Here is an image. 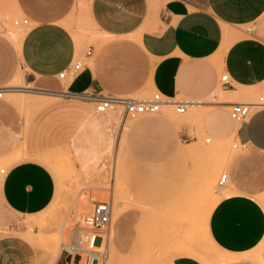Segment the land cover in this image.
Here are the masks:
<instances>
[{
  "label": "crops",
  "instance_id": "crops-1",
  "mask_svg": "<svg viewBox=\"0 0 264 264\" xmlns=\"http://www.w3.org/2000/svg\"><path fill=\"white\" fill-rule=\"evenodd\" d=\"M75 1L0 0V8L31 21L18 42L9 38L25 74H18L8 55L13 47L3 38L0 74L42 92L88 90L136 98L156 91L168 98L200 102L189 122L174 120L175 125L195 124L207 138L233 137L239 144L227 172L230 194L211 212L210 235L228 251L223 258L226 264H264V205L258 200L264 196V110L240 124L230 117L232 104L264 82V41L241 38L237 28L259 23L264 0H88L89 20L102 39L97 48L88 47L92 56L85 59L82 74L64 85L59 75L77 59V40L67 28ZM224 73L232 87H221ZM218 88L225 92L224 99L208 102ZM91 111L99 114L81 105H50L35 129L27 131L18 108L0 99V164L12 163L0 173V264H42L38 250L11 230H16L20 219L38 216L50 207L55 179L40 158L69 141L66 126L71 121L79 147L82 123L84 130L95 134L93 122L100 120ZM171 112L166 108L134 120L126 130L131 143L144 142L151 147L145 152H170L164 149L168 143L161 135L176 133L165 117ZM123 218L124 213L115 224L118 249L115 239ZM179 257L172 264H200L196 258Z\"/></svg>",
  "mask_w": 264,
  "mask_h": 264
},
{
  "label": "rangeland",
  "instance_id": "rangeland-1",
  "mask_svg": "<svg viewBox=\"0 0 264 264\" xmlns=\"http://www.w3.org/2000/svg\"><path fill=\"white\" fill-rule=\"evenodd\" d=\"M88 14V0H76L67 18V28L75 41L76 37L82 39L81 43L77 42V59L83 58L88 47L97 48L102 39ZM23 19L28 18L0 8V38L10 41L9 38L17 30L25 31L28 27L15 25V22ZM29 23L31 24L30 20ZM237 28L241 38H258L264 41V17L258 24ZM248 29L253 32L249 33ZM10 43L13 48L8 55L15 61L18 74L24 75L16 46L11 41ZM5 76L0 74V86H15L18 91L8 95L5 93L2 99L18 108L25 119L27 131L35 129L39 118L48 111L50 105H81L94 110L91 104L65 100L59 95L57 97L36 92L25 94V83L18 84L14 78L10 80L8 75ZM62 82L64 85L67 83ZM219 90L220 88L216 95ZM154 93L156 91L135 97L147 99ZM262 95L264 82L241 102L254 103ZM35 96L49 101L48 106L36 107L24 102ZM208 102L216 101L209 99ZM92 113L100 120L92 125L97 131L91 135L84 130L86 123H82L78 127V130L82 129L83 136L80 147L73 137L75 127L71 121L66 126L69 135L71 134L69 141L51 149L40 158L55 179L54 200L42 214L20 219L16 230H11V233L26 238L38 250L42 264H67L69 257L65 249L75 241L76 230L84 225L85 217L92 210V207L82 206V197H86L89 202L91 196L110 201L113 196L111 191L101 193L96 187H114L115 192L118 190L125 209L121 232L115 239L122 256L121 264H172L173 260L181 258L179 256L196 258L194 260L200 264H217L222 260L228 251L221 249L213 241L209 231V218L216 204L230 194L227 191L228 185L220 189L218 181L228 172L230 162L239 150L234 148L237 144L235 139L231 137L225 141L208 143V135L202 133L195 124L180 127L175 125L176 120L180 124L189 122V117L198 113L196 107L191 108L186 115H178L172 108L171 115L165 117L176 128V133L168 131L161 135L168 143L164 149L170 152H145L151 147L141 141L137 145L132 144L126 132L133 120H127L123 125L119 112L105 115L94 111ZM185 117L188 118L183 119ZM114 128L116 130L113 131ZM10 164L11 161L0 164V170H7ZM258 200L264 205V196L258 197ZM6 232L8 230L1 233ZM207 235L209 238H206ZM57 250H61L58 256L55 255ZM108 252L110 253L109 242ZM83 257L81 264L85 263L86 255Z\"/></svg>",
  "mask_w": 264,
  "mask_h": 264
},
{
  "label": "built area",
  "instance_id": "built-area-1",
  "mask_svg": "<svg viewBox=\"0 0 264 264\" xmlns=\"http://www.w3.org/2000/svg\"><path fill=\"white\" fill-rule=\"evenodd\" d=\"M15 25L29 26V20L15 22ZM252 33V29H248ZM92 56V49L84 53L83 58L75 59L59 75V79L70 83L77 79L86 69L85 59ZM221 87H232L231 78L224 73L220 79ZM5 89L0 88V99L5 95ZM51 95H59L64 99H71L89 103L93 105L96 112L105 115L110 112L120 113L122 124L127 120H136L143 115H153L160 113L164 108L170 106L174 108L179 115L186 114L190 107V102L180 98H168L160 92L154 93L150 98L139 99L134 97H116L105 96L100 93L90 92L88 90L80 93H73L68 90L62 91H44ZM215 95V93H213ZM264 110V95L260 96L254 103L239 102L233 103L230 109V117L236 123L247 121L255 112ZM114 130V129H113ZM239 144L234 146L237 149ZM0 173H5L1 169ZM229 183L227 173L223 174L219 181L220 189L226 187ZM92 210L85 217L84 225L76 230V239L70 248L65 249L68 253L69 260L67 264H81L86 255L84 264H106L109 257L107 231L112 223V203L110 201L99 200L97 196H91Z\"/></svg>",
  "mask_w": 264,
  "mask_h": 264
},
{
  "label": "bare ground",
  "instance_id": "bare-ground-1",
  "mask_svg": "<svg viewBox=\"0 0 264 264\" xmlns=\"http://www.w3.org/2000/svg\"><path fill=\"white\" fill-rule=\"evenodd\" d=\"M3 24H4V22H3ZM8 25V24H7ZM27 27H29V26H27ZM24 33H25V31H23V30H17V32H15V33H13L12 34V36L10 37V39L12 38L13 40H15V41H19L20 39H21V37L24 35ZM11 39V40H12ZM23 39V38H22ZM76 40H77V42L79 43H81V40L82 39H78L77 37H76ZM20 46V45H19ZM21 78V77H20ZM19 82H21V81H19ZM3 88H6V87H3ZM34 88V87H33ZM31 86H29V87H26V89H27V91H23V92H25V94H26V92H36V93H41L42 95L43 94H48V93H45V92H42V91H37V90H35V89H33ZM18 88L17 87H15V86H10V87H7V89H5V93H7V95L9 94V93H15V92H17L18 90H17ZM33 89V90H32ZM22 92V91H21ZM223 93H225V92H223V90H219L218 91V94L216 95V93H215V95L211 98V99H214L216 102H218V101H222V99H224L223 98ZM28 94V93H27ZM31 94V93H30ZM227 94V93H226ZM51 95V94H50ZM55 96H57L56 94H54ZM219 95V96H218ZM23 96V95H22ZM45 97H46V95H44ZM44 96H42V97H44ZM52 96V95H51ZM224 96H226V95H224ZM36 97V96H35ZM33 97V98H27L24 102H26L27 104H29V105H35L36 107L37 106H45V105H47L48 103H49V101H47V100H45V99H38V97ZM49 97V96H48ZM48 97H46V98H48ZM58 97V96H57ZM21 100V99H20ZM21 102H22V100H21ZM201 103L200 102H198V101H191L190 102V107H189V109H188V112H189V110L191 109V108H194V107H197V106H199ZM26 106V105H25ZM166 108H171L172 109V107H170V106H168V107H166ZM166 108H164V109H166ZM164 109L160 112V113H162L163 111H164ZM187 112V113H188ZM186 113V114H187ZM186 114H183V115H186ZM179 115V114H178ZM143 116H146V115H143ZM196 116V115H195ZM142 117V116H141ZM140 118V117H139ZM199 118V117H198ZM134 121V120H133ZM236 123V122H235ZM121 128V127H120ZM114 130H116V128H114ZM121 131V130H120ZM122 135V134H121ZM214 140H212V139H210V138H206V142H208V143H211V142H213ZM223 145V144H222ZM225 146V145H224ZM221 148V147H220ZM219 154V153H218ZM218 156V155H217ZM47 162V161H46ZM51 163V162H50ZM59 165V164H58ZM66 173V172H65ZM208 179V178H207ZM97 188V190H100L101 191V193H102V191H111V195H113L112 196V199H111V203H112V223H111V226H110V228H109V230L107 231V241L109 242V247H110V253H109V257H108V262H109V264H121V259H122V256L120 255V250L115 246V244H114V235H115V224H116V222L118 221V219L122 216V214L124 213V211H125V209H124V206L122 205V200H120V196H119V194H118V190L115 192V189H114V187H111V188H106V187H96ZM80 191V190H79ZM94 191V190H93ZM96 191V190H95ZM94 191V192H95ZM90 192V191H89ZM100 193V194H101ZM93 194V193H92ZM89 198V197H88ZM262 199V198H261ZM84 205L85 206H88V208L90 207V209H91V207H92V203L91 202H89V201H87V199H86V197H82V206L84 207ZM211 206H212V204H211ZM77 216V215H76ZM205 219V218H204ZM180 220V219H179ZM66 224H67V221H66V223L64 224L65 225V227H66ZM207 228V227H206ZM206 230V229H205ZM206 238H209V236L207 235L206 236ZM209 242V241H208ZM73 244V243H72ZM181 244V243H180ZM71 247V245L70 246H68V248H70ZM190 249H193V248H190ZM61 251V250H60ZM60 251L59 250H57L56 252H55V255L56 256H58V254L60 253ZM190 251H193V250H190ZM219 251V250H218ZM194 253V252H193ZM124 257V256H123ZM228 262V260L227 259H222V260H219V262L217 263V264H226ZM131 263V262H130Z\"/></svg>",
  "mask_w": 264,
  "mask_h": 264
}]
</instances>
